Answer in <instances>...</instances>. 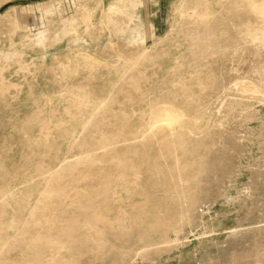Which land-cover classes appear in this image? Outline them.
<instances>
[{"label":"rangeland","instance_id":"obj_1","mask_svg":"<svg viewBox=\"0 0 264 264\" xmlns=\"http://www.w3.org/2000/svg\"><path fill=\"white\" fill-rule=\"evenodd\" d=\"M238 1L0 0V264H264Z\"/></svg>","mask_w":264,"mask_h":264},{"label":"bare ground","instance_id":"obj_2","mask_svg":"<svg viewBox=\"0 0 264 264\" xmlns=\"http://www.w3.org/2000/svg\"><path fill=\"white\" fill-rule=\"evenodd\" d=\"M238 7L244 8L248 17V21L236 26L234 41L226 48V52H230L231 60H239L248 50L257 52L264 47V0H239ZM238 89L242 93H250L257 95L261 90L254 84L240 85ZM242 106V104H240ZM226 107L228 111L232 110L230 104H222L221 108ZM177 117L175 111L169 108L160 107L155 109L147 120L146 127L152 130L158 124L170 126Z\"/></svg>","mask_w":264,"mask_h":264}]
</instances>
